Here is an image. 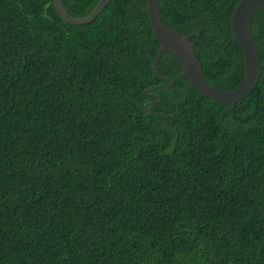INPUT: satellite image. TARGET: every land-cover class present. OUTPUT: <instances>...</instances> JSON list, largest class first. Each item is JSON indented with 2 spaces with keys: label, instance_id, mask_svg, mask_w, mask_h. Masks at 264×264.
I'll list each match as a JSON object with an SVG mask.
<instances>
[{
  "label": "trees",
  "instance_id": "16d2710c",
  "mask_svg": "<svg viewBox=\"0 0 264 264\" xmlns=\"http://www.w3.org/2000/svg\"><path fill=\"white\" fill-rule=\"evenodd\" d=\"M237 1L157 0L224 89L243 75ZM60 2L78 17L98 1ZM148 16L146 0L82 23L0 0V264H264V7L259 77L233 104L168 50L154 71Z\"/></svg>",
  "mask_w": 264,
  "mask_h": 264
},
{
  "label": "water",
  "instance_id": "95a60500",
  "mask_svg": "<svg viewBox=\"0 0 264 264\" xmlns=\"http://www.w3.org/2000/svg\"><path fill=\"white\" fill-rule=\"evenodd\" d=\"M97 1L88 14L78 17L68 14L60 0H52V3L62 18L69 22L82 23L90 20L109 0ZM146 5L149 24L159 44L151 59L154 71H156V62L160 52L168 50L176 57L181 73L203 95L206 94L220 102L233 104L237 99L248 94L255 86L259 77L260 62L256 42L250 30L249 20L251 13L255 9L264 7V0H238L233 7L228 22L242 52L243 75L235 86L226 89L219 88L206 81L201 63L193 54L192 42L189 40L188 34L181 33L163 23L160 18L157 0H146ZM158 76L168 80L157 85L163 84L169 86L173 82V79L169 76L160 74ZM155 86L150 88H154ZM144 92L148 93L146 89Z\"/></svg>",
  "mask_w": 264,
  "mask_h": 264
}]
</instances>
